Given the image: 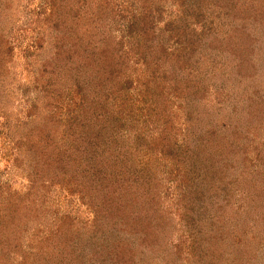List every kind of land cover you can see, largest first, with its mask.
<instances>
[{"label":"rangeland","instance_id":"obj_1","mask_svg":"<svg viewBox=\"0 0 264 264\" xmlns=\"http://www.w3.org/2000/svg\"><path fill=\"white\" fill-rule=\"evenodd\" d=\"M63 1L78 6V0ZM79 3L77 13L91 10V0ZM48 5L49 0H0V33L11 48L0 83V201L9 197L17 204L10 216L13 233L0 228V264H264V0H109L111 11L101 24L105 37L93 35L84 23L76 32L57 30L45 23ZM62 33L76 37L63 46L71 52L56 54ZM143 37L161 55L153 79V61L145 64L132 48L133 39ZM101 38L109 47L121 44L115 54L119 61L128 56L121 74L132 81L121 95L108 90L106 101L109 84L100 80V65L110 67L106 62L113 66L115 60L92 59L98 49L91 46L100 47ZM181 46L194 50L177 58ZM53 57L73 65L72 77L52 94L62 113L52 118L55 123L65 122L67 110L79 103L90 106V114L106 104L132 125L126 127L131 136L141 130L148 138L165 126L172 140L183 138L189 149L171 159L162 155L159 141L144 147L130 157V164L143 163L139 182L112 180L106 186L95 185L90 176L100 155L71 156L85 169L72 172L70 165L65 172L60 159L38 161L43 147L37 132L26 145L19 139L16 152L11 138L25 136L20 122L36 94L35 81L54 78ZM159 80L178 85L166 101L168 126L138 92L145 81L156 86ZM2 109L21 127H10L8 134ZM57 127L53 141L66 149L73 141L61 138ZM94 146L98 153L95 138ZM206 154L213 177L203 180L205 170L194 164L190 179L195 173L197 180L187 185L182 178L187 165ZM146 175L152 183L148 193L142 185ZM194 204V216L204 214V228L185 223L184 210Z\"/></svg>","mask_w":264,"mask_h":264},{"label":"trees","instance_id":"obj_2","mask_svg":"<svg viewBox=\"0 0 264 264\" xmlns=\"http://www.w3.org/2000/svg\"><path fill=\"white\" fill-rule=\"evenodd\" d=\"M7 1V0H6ZM80 0L77 1L78 6L77 8H70L69 2H64L63 0H49V9L48 13L45 16V23H49L50 26H53L58 30V28L62 27L64 30H68L71 32H76L81 24L89 25L90 31L93 35H97L99 37L100 35L102 37H105L104 31L102 29V23L104 22V18H106V14H108L111 9H109V0H95V3L93 4L94 7H92V0H91V10L88 8L86 10H83L82 13H77L81 4L79 3ZM71 3V2H70ZM75 6V5H73ZM134 20L137 19L133 18ZM133 25V23H131ZM52 28V27H51ZM65 37H63V35ZM61 37H59L55 43H54V52L56 54H62L60 52L68 53L71 52L69 48L63 49V46L66 45L67 40L73 39L76 37L75 35L64 34L62 33ZM179 35V33H178ZM178 35H176V38L178 39ZM100 41L101 46L97 47L94 45V47L91 46V49L97 48V52L95 53V57L92 58L95 62L97 60H105L108 57L111 62L115 60V63L109 64L106 62L107 65H111L110 67H106L103 65H100V68L102 69V76L100 77V80L104 81V83L107 81L109 84V88L107 87V90L104 93V100L106 101V98L108 97L106 93L108 90L111 91L110 93H116V94H123L125 90H128L131 88V79H129L126 75L122 76L123 72L126 70L127 67L123 66V64L127 65V59L128 56H123L119 61V55L115 54L119 51V49L122 48L121 44L119 45H112L111 47L108 46L106 43L105 38L98 39ZM177 41V40H176ZM175 41V45L177 48L181 45V43ZM121 43V42H120ZM150 43V44H149ZM149 43H146L145 38L143 37V40H139L138 38L133 39V44L135 47L132 46V48L136 52H138V58L142 60L145 64L147 63V60L153 61L150 62L153 69L150 73V79H153V76L156 75V67L158 65L162 64V60H159L161 55L156 53V50L154 51L153 44L149 40ZM189 44V42H187ZM132 45V43H130ZM129 44V46H130ZM183 44V43H182ZM141 48L140 51L138 48ZM10 46L7 43V41L4 39V36L0 33V83H2L6 76V55L8 54L10 50ZM176 50V49H175ZM194 49L188 50V47L185 48V46L180 47V51L175 52L174 56L178 58V56H185L187 51H189L188 54L193 52ZM165 49L161 50V53ZM172 53V52H170ZM166 54V53H164ZM191 56V55H190ZM56 58V57H55ZM60 60V59H59ZM134 64H136V61H133ZM64 58H62L61 62L59 63L57 60L52 58L51 65L53 66V75L54 78L50 80V77H47V79L38 85V83L35 81V88H36V94L33 98L30 99V104L28 108L26 109V117L24 120L20 122L22 125H26L27 129L25 127H22V130L24 131V137H18V138H11L13 140V144L16 146L18 145L19 148L16 149V152H21L20 148V142L25 140V145L27 140L32 139L28 138V136L31 134H34L37 132L39 134L38 142L41 143L40 146L43 147V150L41 153H39L38 161L41 160L42 162L45 159L49 160V163L54 164L59 159L62 160L61 168L64 169L66 172L70 165L73 166V171L77 169V167H80V170H84L85 166H80L77 160H75L73 157H76L81 155L87 156L90 155H100L98 166H91L90 176L91 181L95 185H101L106 186L109 185L108 183H112V180L118 184H124L126 182H137L136 179L139 177V172L143 168V163H140L141 165H136L137 163L132 162L130 164L131 155H134V153L139 152L146 148H151V146H157V142H161V145H164V148H161L162 155L169 156L171 159H179L177 156L181 155V149H185V147H188L189 144H187V141L182 138L181 142H176L175 139L172 140V136L168 131H166L163 126V128H159L158 132L155 134H152L150 136L145 137L146 135L141 133V130L137 132H131L132 136L130 135V130L127 131L126 127L132 126L129 125L122 120L123 116H121V119L119 120L118 116L113 115L111 111H109L107 105H101L97 106L96 108H92V112L90 114V106L84 107L82 103H79V106L77 109H68L66 112V120L63 123L54 122L52 118H56V115L58 117L62 116V113L58 111V107L56 105H53L52 102L55 99L53 98L52 94L54 92V89L58 86L62 87L65 81L69 76L72 77L73 73V65L66 63ZM123 63V64H122ZM133 64V63H130ZM182 64L184 65V62L182 61ZM66 66V67H65ZM149 66V64H148ZM66 68V69H65ZM68 68V69H67ZM158 69V68H157ZM122 73V74H121ZM124 75V74H123ZM70 77V78H71ZM75 78V77H74ZM77 78V77H76ZM75 84L78 83L77 80H74ZM149 81V79H148ZM145 81L143 83V86L140 88L138 92H140V95L142 97V100L147 103V108H155L156 110V116L157 119L163 118L166 119L165 123L167 126L170 125V115L166 111V101L169 99V94L172 92L173 94L176 93L175 91H178V85H175V83H172V85L167 83H161V80L157 81L156 86H151L150 82ZM155 84V83H153ZM158 85V87H157ZM136 87V85H135ZM132 87V88H135ZM194 88L195 85L193 86ZM53 88V89H52ZM164 100V101H163ZM134 109V107H133ZM158 110V111H157ZM94 114V115H93ZM2 116H3V124L7 127V132L9 134L10 127L13 128V130H17L21 127V125H18L17 120L11 119V113L7 109H2ZM39 125L37 124V127L32 126V122L38 121ZM55 121H59V119H55ZM61 125V131L63 132L61 138H69L73 141L71 145L67 144V147H64L66 149H57V145L53 141V133L58 130L57 126ZM32 126V127H31ZM138 127V125H135ZM128 132V133H127ZM7 134V133H6ZM36 134V135H37ZM34 137V136H33ZM36 137V136H35ZM132 137V138H131ZM94 138L97 141L98 153L95 149H97L96 146H94ZM93 139V141H92ZM201 139V138H200ZM202 140V139H201ZM92 141V142H91ZM36 142V141H35ZM195 143L197 145L202 144L201 141L197 142V138L195 140ZM63 145L62 143H60ZM72 146V147H71ZM26 149H29V147H26ZM50 151V152H49ZM88 153V154H86ZM41 154V155H40ZM189 154V153H188ZM45 156V157H44ZM51 156V157H47ZM65 156V157H64ZM68 156V157H66ZM43 157V158H42ZM70 158L73 159L74 164L70 162ZM193 163H189L182 174V178L186 180V184L190 186L192 185V181H195V173L194 176L190 179V176L193 174L194 171V164H197L196 170H205V173L202 176V179L205 178H212L213 175L212 170H210L211 162H209V156L206 154L203 157L198 158L197 155L193 157ZM97 161V160H95ZM94 161V163H95ZM89 164V161H88ZM87 165V163L85 164ZM190 169L189 171H187ZM209 169V170H208ZM102 171V172H101ZM187 171V172H186ZM138 172V174H136ZM151 175V173H149ZM149 175H146V181L147 183L142 181V185L144 186V191L148 193V191L151 189V181ZM201 180V173L199 181ZM139 182V180H138ZM195 183V182H194ZM128 184V183H126ZM193 197H196L193 195ZM9 199L6 201V203H2L0 201V228L2 226V230H4V233H13L12 232V221L13 217L11 219V214L16 209L17 204ZM200 204V203H199ZM19 207V206H18ZM189 212L188 210H184L185 216V223L188 226H191L194 228H204L201 225L202 217H200L203 214L197 213L194 216V207L191 206ZM20 208V207H19ZM18 208V211L20 210ZM198 216V217H197ZM6 220V222H5ZM2 230H0L2 232Z\"/></svg>","mask_w":264,"mask_h":264}]
</instances>
